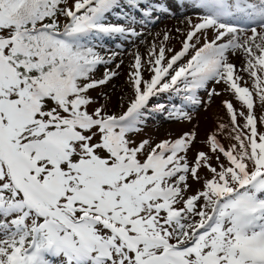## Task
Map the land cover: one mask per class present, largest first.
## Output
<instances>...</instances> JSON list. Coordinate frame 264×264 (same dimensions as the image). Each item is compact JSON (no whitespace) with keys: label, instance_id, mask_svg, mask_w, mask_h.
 Wrapping results in <instances>:
<instances>
[{"label":"snow or ice","instance_id":"snow-or-ice-1","mask_svg":"<svg viewBox=\"0 0 264 264\" xmlns=\"http://www.w3.org/2000/svg\"><path fill=\"white\" fill-rule=\"evenodd\" d=\"M0 264H264V0H0Z\"/></svg>","mask_w":264,"mask_h":264},{"label":"rangeland","instance_id":"rangeland-1","mask_svg":"<svg viewBox=\"0 0 264 264\" xmlns=\"http://www.w3.org/2000/svg\"><path fill=\"white\" fill-rule=\"evenodd\" d=\"M165 128L171 127L174 131L178 128L177 125H164ZM204 128H205V122L201 120V128H200V134L203 135L204 133Z\"/></svg>","mask_w":264,"mask_h":264}]
</instances>
